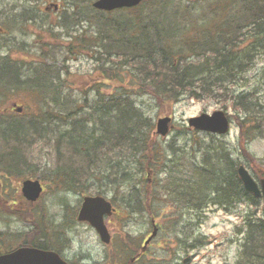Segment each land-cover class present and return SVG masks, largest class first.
Here are the masks:
<instances>
[{"label":"trees","instance_id":"trees-1","mask_svg":"<svg viewBox=\"0 0 264 264\" xmlns=\"http://www.w3.org/2000/svg\"><path fill=\"white\" fill-rule=\"evenodd\" d=\"M92 1L68 0L65 7L69 9L72 6L70 15L74 17V25H82L83 20H87L85 29L80 32L82 38H86L88 29H94L89 30L92 45L88 48L96 54L101 53L100 51L109 54L115 49L122 56L131 59L134 64L140 65L137 79L148 90L151 89L156 97L160 95L171 102L178 101L183 94L198 97L209 85L223 87L224 82L247 71L253 65L255 56L264 48V0H214L212 10L201 12H198V2L181 7L179 2L168 0L171 2L169 6L142 11L140 6L145 1L142 0L132 8L103 11L94 8ZM113 14V19L108 17ZM64 18L68 27L66 19H69V15ZM201 18L204 19L198 21ZM216 22L218 27L215 30ZM200 26H205V35L196 33ZM110 32L114 34L109 36ZM86 44L83 39L80 44L75 45L83 50L87 47ZM73 52L74 45H70L68 54ZM67 59L69 58L63 57V62ZM21 64L9 56L2 58L0 73L2 72L3 79L0 80V90L26 87L35 91L45 107L51 99L58 101L57 94L61 91L57 82H60V74L65 69H52L49 66L45 73L39 75L40 70L44 69L42 63L29 65L24 69ZM63 68H66L65 64ZM64 83L65 81L61 82ZM97 95L95 113L91 110L84 113L80 119L73 120L72 130L65 127L57 135V155L62 163L52 170L51 181L57 190L76 191L79 194H83L89 185H96L97 194L112 193L111 199L116 203L118 194H121L119 200L127 205L130 212H142L147 219L154 213L146 212L147 207L144 205V201L149 198L147 185L150 184L145 174L150 173L148 167L154 170L158 166L165 170L166 167L169 168L164 153L168 152L172 144H168V148L162 144L151 146L152 153L154 152L151 159L145 154L150 134L147 131L149 122L143 105H136L129 94L125 97L122 94L105 96L97 91ZM232 105L244 114L243 118L236 117L243 140L248 142L264 134V96L260 98L252 91L240 90L233 97ZM78 109L73 110L72 114H76ZM41 113L26 117L0 115V141L7 142L5 138H9L12 144L8 148L0 145V198L6 200L5 203H0V241L8 244L6 248L17 243H61L60 237L56 236L59 231L53 229L54 219H49L47 209H42L39 213L31 211L22 217L19 209L17 182L24 176H31L34 170L18 144H22L29 131L44 134L47 129L44 123H48L53 117L59 118V122H66L67 118V115L63 117L61 113ZM88 122H93V127L87 128ZM28 124L34 126L33 130ZM13 139L16 141H12ZM241 147L244 150L245 145L241 144ZM118 149L123 151V155L115 156ZM196 150L203 154L204 161L200 164L192 162V176L197 186L182 190L183 196L177 198L181 206L184 205L183 200L192 199L196 206L203 208L211 192L214 193V203L218 204L231 203L234 206L240 201L251 204L262 200L244 189L237 173L238 161L234 160L228 149L224 146L221 150L219 146L202 145ZM167 182L172 187V192L180 184L175 177L167 179ZM158 189L155 187L153 192L159 194ZM175 201L176 199L173 200ZM22 203L27 204L23 209H30L31 204L23 200ZM61 203L70 213L68 217L64 216L62 223H56V226L64 228L69 223H74L76 218L67 199L63 198ZM21 218L34 226L27 231L14 229L12 222L22 220ZM250 220L238 264H264V216ZM178 241L174 245L167 243L165 251L168 257L175 252ZM197 241L198 246H202L207 239L200 236ZM136 245L139 246L138 243ZM136 245L133 250L137 249ZM139 259L144 260L143 257ZM163 259L158 258V262L162 264ZM165 262L171 264L170 260L166 259Z\"/></svg>","mask_w":264,"mask_h":264},{"label":"rangeland","instance_id":"rangeland-1","mask_svg":"<svg viewBox=\"0 0 264 264\" xmlns=\"http://www.w3.org/2000/svg\"><path fill=\"white\" fill-rule=\"evenodd\" d=\"M67 1L0 0V26L4 29V31L0 30V54L6 53L10 58L22 63L23 69L28 68L29 65L42 63L44 69L40 70L39 75L45 73L49 66L52 69L53 67L65 70L67 68V71L63 70L60 74V82H57L58 89L61 91L57 94L58 101L51 99L46 107L42 105L41 98L35 91L26 87L18 90L10 88L0 93L3 97H7L3 104L10 107H0V109L2 108L4 114L8 116H34L43 111L47 114L49 111L53 114L61 113L63 117L67 115L66 122H59V118L53 117L48 120V123H44L47 129L42 135L38 131H29L24 136L22 144H18L20 147L18 148L27 156L30 165H33L34 172L31 177L38 176L45 184L44 193L36 202L30 203V209L28 207L23 209L27 204L23 205L22 200L19 199L21 217L31 211L39 213L42 209H47L49 219H54L53 229L59 231L56 236L63 239V242L58 244H63L67 248L65 250L67 254L81 264H100L106 259L107 261L120 260V254L123 255V259H130L129 253L125 252L126 245L122 240L129 238L137 242L138 238L140 240L150 231V220L144 218L147 217L146 215L142 212H130L127 205L119 200L121 194H118L117 203L114 202L115 213L107 218L110 219L107 224L114 239L112 243L104 244L87 222L75 221L64 228L56 226V223L60 224L64 221L65 215L68 217L70 214L61 203L63 198L67 199L70 209L75 211L76 216L83 195L96 194L97 186L89 187V185L83 194H79L76 191L57 190L51 181L52 170L57 169V165L62 163V159L57 155V144H59L57 135L61 129L66 127L67 130H72L74 119H80L90 110L95 113L94 105L98 100L97 91L105 96L122 94L125 97L129 94L130 98L135 100L136 105H143L142 108L148 118L147 131L150 134V143L145 154L152 159L154 152L152 153L151 146L162 144L168 148V144H172L168 152L164 153V157H167V162H169V168L166 167L165 170L158 166L154 170L148 167L150 173L145 174V178H148L150 183L147 185L149 198L144 201L147 207L146 212L154 213L155 222L162 225L146 258H164L163 261L170 260L171 264H238L249 231V219L255 220L257 217L264 216V200L251 204L240 201L234 206L231 203L218 204L214 203V193L211 192L202 208L196 206L192 199L183 200L184 205L181 206L177 198L180 195L183 196L182 190L197 186L192 176V162L197 161V164H200L204 161L203 154L200 150H196L202 145L219 146L221 150L224 146L230 151L234 160L238 161V164L244 163L257 179L264 177V134L248 142L243 140L236 117L243 118L244 114L232 105L233 97L240 90L252 91L260 98L264 96V48L255 56L253 65L247 71L230 78L222 84L223 87L209 85L205 91L200 92L198 97L183 94L178 101L171 102L160 95L156 97L151 89L148 90L147 86L137 79L140 65L134 64L131 59L122 56L115 49L109 54L103 51L96 54L88 48L92 45L89 34L94 29H88V35L82 38L80 32L85 29L87 20H83L82 25H74V17L70 15V11H73L72 6L69 9L65 8ZM174 1L179 2L181 7L198 2V12L210 11L214 4V0ZM52 2L60 3L63 6L62 10L46 11L44 7ZM170 4L168 0H145L140 8L144 11ZM66 15H69V19H66L69 22L68 27L63 20ZM108 17L113 19L115 14ZM215 25L216 30L218 23L216 22ZM204 27L200 26L196 33L204 34L206 31ZM110 33L109 36L114 34V32ZM83 39L87 42V47L81 50L75 44H80ZM70 45H74L72 54H68ZM63 57L69 59L63 62ZM63 64L66 68H63ZM2 79L1 72L0 80ZM62 81L65 83L61 84ZM14 101L24 106L23 114H12L14 110L11 111V104ZM259 101L261 103L262 99ZM76 109H78L76 114H72V111ZM215 110H224L230 116L231 125L228 132L211 136V133L196 131L188 126L190 117L203 112L212 113ZM166 114L172 116L171 129L166 136H162L155 131V124L160 116ZM61 123L66 124L63 126L60 125ZM27 126L32 130L34 128L32 124ZM75 126H77L76 123ZM86 127H93V122L86 123ZM5 139L7 142L0 141V145L5 148L12 147L9 138ZM241 144L245 145L244 150ZM60 150L64 152L63 148ZM120 155H123V151L118 149L115 156ZM146 164H148L147 159ZM174 177L180 184L177 186L178 189L172 192L167 179ZM24 178L25 176L21 180ZM155 187L159 188V194L153 192ZM112 195V193L108 194L109 197ZM174 199H176L175 202H173ZM5 202L4 198H0V203ZM12 225L16 230L25 231L34 226L24 219L14 220ZM127 232L130 236L125 235ZM200 236L207 239L202 246H198L197 239ZM177 240L180 244H177V248L173 246L175 252L168 257L165 251L167 243L174 245ZM6 245H8L6 242L0 241V251L4 250ZM188 257L190 260L185 263L183 259Z\"/></svg>","mask_w":264,"mask_h":264},{"label":"water","instance_id":"water-1","mask_svg":"<svg viewBox=\"0 0 264 264\" xmlns=\"http://www.w3.org/2000/svg\"><path fill=\"white\" fill-rule=\"evenodd\" d=\"M141 0H95L93 5L100 9L111 10L119 7H131ZM57 8V4H53ZM169 115L159 117L156 122V132L166 135L169 131ZM190 126L197 129L224 134L229 130V118L223 110H215L213 113H201L188 119ZM238 175L244 188L256 196L264 197V178L257 181L250 171L240 164ZM42 184L38 178H27L22 181V194L29 200H36L42 192ZM113 211L112 203L103 195H85L78 211V219L88 221L99 233L104 242L110 241V233L104 222V216ZM157 233L155 227L148 241ZM0 264H73L65 261L55 251L43 250L33 247H18L17 249L0 254Z\"/></svg>","mask_w":264,"mask_h":264},{"label":"flooded vegetation","instance_id":"flooded-vegetation-1","mask_svg":"<svg viewBox=\"0 0 264 264\" xmlns=\"http://www.w3.org/2000/svg\"><path fill=\"white\" fill-rule=\"evenodd\" d=\"M0 30L1 31H4V29L2 28V26H0ZM6 31V30H5ZM6 54V53H5ZM5 54H0V55H2V56H5ZM2 56H0V58H2ZM5 98H7V97H1L0 98V107H6V106H8V108L10 107L9 105H5V104H3V101L5 100ZM11 111H13L14 110V112H12V114H23V112L25 111L24 110V106L23 105H20V104H18L16 101H14V102H12V104H11ZM0 114L2 115V116H8V115H6V114H4V110L1 108L0 109ZM107 220V223L109 222V220L110 219H106ZM108 225V224H107ZM132 242H130V244H131ZM129 244V245H130ZM151 244L152 243H150L149 244V246H148V248H146V250L145 251H141V249H139L138 251H135V252H132V257H131V259H129V260H125V259H121V260H108L107 261V259L106 260H102V264L105 262H108V263H110V264H138V263H147V264H158L159 262L157 261V260H149V259H147L148 261H145V260H143V259H139L140 257H142L143 255L144 256H148V252H149V249H150V246H151ZM29 246H33L34 248H39V249H43V250H50V251H55V252H57V253H59L60 254V256L62 257V258H64L65 260H67V261H69V262H73V263H75L76 261H75V259H73L72 257H70L68 254H67V252L65 251L67 248L65 247V246H63L62 244H55V245H52V244H50V245H39V244H32V245H29ZM17 247V246H16ZM13 248H15V247H12V248H10L9 250H7V251H10V250H12ZM6 252V251H5ZM141 256H140V255ZM107 264V263H106ZM159 264H161V263H159Z\"/></svg>","mask_w":264,"mask_h":264}]
</instances>
